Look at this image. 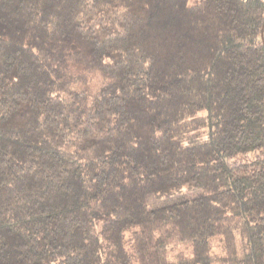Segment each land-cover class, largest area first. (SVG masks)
<instances>
[{
  "label": "trees",
  "instance_id": "obj_1",
  "mask_svg": "<svg viewBox=\"0 0 264 264\" xmlns=\"http://www.w3.org/2000/svg\"><path fill=\"white\" fill-rule=\"evenodd\" d=\"M217 263L264 264V0H0V264Z\"/></svg>",
  "mask_w": 264,
  "mask_h": 264
},
{
  "label": "rangeland",
  "instance_id": "obj_2",
  "mask_svg": "<svg viewBox=\"0 0 264 264\" xmlns=\"http://www.w3.org/2000/svg\"><path fill=\"white\" fill-rule=\"evenodd\" d=\"M148 202H149V206H151V207H157V205H164V204L168 203V202L161 201V200L156 201V199L153 197H150ZM217 251H220L219 248H217ZM217 264H221V263H217Z\"/></svg>",
  "mask_w": 264,
  "mask_h": 264
}]
</instances>
